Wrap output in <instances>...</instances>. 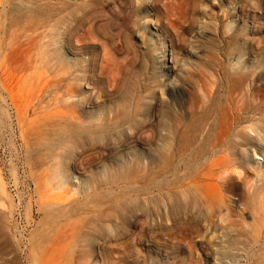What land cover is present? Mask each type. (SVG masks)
I'll return each instance as SVG.
<instances>
[{"label":"rangeland","instance_id":"374dc122","mask_svg":"<svg viewBox=\"0 0 264 264\" xmlns=\"http://www.w3.org/2000/svg\"><path fill=\"white\" fill-rule=\"evenodd\" d=\"M2 4L6 6L0 14V264H250L251 254L257 255L259 264L264 221L257 223L253 213L243 212V204L232 194H226L222 215L205 226H172L178 218L171 216L163 231L144 232L142 221L137 228L123 226L120 239L109 240L85 232L96 231L99 225L112 230L104 215L118 190L109 181L120 177L93 183L87 195L83 190L105 168L118 170L132 160L142 164L137 166L136 181L154 178L156 148L182 135V129L195 121L194 113L203 112L206 69L216 62L227 68V53L236 50L233 59L242 61L241 70L252 71L258 88L264 85V1L2 0ZM226 23L233 25L229 37ZM73 70L80 75L72 89ZM128 80L158 90L150 103H142L140 109L137 105L141 124L137 131L129 129L136 133L125 134L118 149L105 147L102 132L83 135L101 115L110 120L116 115L125 99L120 86ZM263 102L264 88L250 102V112L264 114ZM96 123L101 127L103 121ZM158 132L167 140L160 142ZM90 138L95 141L91 146L86 143ZM73 140L83 146L82 152L63 158L60 176L55 169L58 159L50 156L48 146L63 143L64 151ZM222 154L211 157L216 160ZM241 156L226 177L238 178V173L244 177L245 162L252 177L264 174V157ZM234 176L229 179L237 182ZM193 184L205 191L211 182ZM145 204L152 211L153 225L161 221L154 212H168L170 207L166 200ZM238 219L254 228L259 243L236 247ZM139 231L145 235L142 242L137 241ZM82 237L88 241L86 248ZM197 241L203 243L198 256L191 250ZM212 253H219L216 262H208Z\"/></svg>","mask_w":264,"mask_h":264},{"label":"bare ground","instance_id":"6f19581e","mask_svg":"<svg viewBox=\"0 0 264 264\" xmlns=\"http://www.w3.org/2000/svg\"><path fill=\"white\" fill-rule=\"evenodd\" d=\"M6 5L2 4V0H0V14L5 12L3 9ZM11 6L12 4L9 6L10 9ZM250 28L252 30V27ZM221 66L220 62H216L213 66L209 65L204 74L201 86L203 96L201 98L204 104L203 112L199 114L194 113L192 117L195 118V121L182 129L184 131L182 135L172 137L171 140L169 139L165 144L159 145L156 148L155 154L158 171L155 177L148 179V176H142L139 181H136V184L139 186H136L132 192L127 190V185L124 184L121 178L109 181V185H116L118 190L112 196L114 197L112 201L113 205L106 208L108 210L104 215L111 225L116 223L121 224L122 227L128 226L131 228L140 225L143 221L142 223L146 224V228L142 227L141 233L144 228V232L154 231L153 233H155L156 230L163 231L165 227H169V223L172 222L170 217L176 216L178 223L173 221L174 223H171L172 226L177 224L181 228H185L186 226H205L208 222H213L217 214H219V217L222 215L221 206L227 203L226 194L238 197L239 202L244 206L242 211L249 210L253 213L252 216H254V220L257 223L264 221V212H258L248 206L243 182H247V179H255L256 177L255 175L252 177V172L248 168V162H245L246 164L243 163V166H241L242 170L244 169L245 171V176L243 177L241 173H238V178L242 181L238 180L234 182L232 178L226 177L230 174L229 172L232 167L238 164L236 157L240 156L243 159L242 154L247 156V158H250L252 154L264 157V145H262L264 144V139L262 138L264 135V114L254 112V110L250 112V102L256 98L258 90L259 92L262 91L264 85L258 88L257 79H255V75L251 70L239 76H234L230 74L227 68H222ZM212 106L217 110V120L215 119L216 114ZM173 131L175 132L174 129ZM157 135V139L160 142L167 140V138H163L162 133L158 132ZM220 152H223L222 155L224 156L220 157L218 155L217 157L219 158L216 160L211 157V155L214 156L218 153L220 154ZM259 176H257L258 179L260 178ZM195 182H211V184L208 185V189H205V191H199L194 187L193 183ZM129 195L138 202V211L136 214L131 213L123 217L122 213L118 211V207L120 201ZM164 200L169 202V210L166 207L168 212L160 213L159 210L158 212L157 210L155 211V207L153 212L155 211L154 213L159 216L161 221L153 225L152 223L155 221H152V223L149 221L152 211L150 208H147L145 203L151 201L156 203V205H160V202ZM221 220H224L222 216ZM262 225L264 226V224ZM253 230L254 228H247L246 224L238 219L235 231L236 247L251 248L253 242L255 243V240H257L254 239L257 236L253 234ZM141 233L137 239L138 242L144 240L145 235ZM259 234L264 236V231ZM259 234L258 238L261 236ZM159 236H161L160 233ZM262 240H264V237ZM256 242L259 243L258 240ZM200 244L203 243L197 241V243L191 245V250L196 256L199 255ZM260 254L261 257L258 259V262L259 264H264V247ZM217 255L219 256V253H212L210 257L207 256L208 262L210 260L216 262ZM251 255L250 264H255V257L257 258V255Z\"/></svg>","mask_w":264,"mask_h":264},{"label":"clouds","instance_id":"9594fccd","mask_svg":"<svg viewBox=\"0 0 264 264\" xmlns=\"http://www.w3.org/2000/svg\"><path fill=\"white\" fill-rule=\"evenodd\" d=\"M225 29L227 31V37L231 36L233 25L226 23ZM235 52L236 50H233L232 52L226 54V67L228 68L230 74L239 76L246 72L241 70L242 61L239 59H233ZM79 75L80 73L74 70L71 71L72 89L78 86ZM120 90L124 94L125 99L124 102L119 106L116 115L111 120L109 118L105 119V117L101 115L98 119L90 123L89 128L83 130V135L88 137H95L100 132H102L104 136L105 147H112L116 149H118L119 146L125 142V134H127V137H131L140 127L141 120L138 115L139 112L136 111L137 105L140 109V105L142 103H150L151 98L154 96L155 92L158 91L155 86H141L132 80L125 81L123 85L120 86ZM161 115L162 112L160 111V119ZM101 120L103 121V124L101 127H98L96 122ZM129 129H134L136 131L130 133ZM94 142V139L91 138L86 140V143L89 146H91ZM72 145L73 146L71 148H68L64 151H60V149H62L64 146L63 143L48 146L50 156L52 158L58 159V163L55 164V169L60 176L63 158L70 157L77 152H82L81 150L83 146L78 140H73ZM138 165L142 166V164H140L138 161L132 160L130 163L124 164L118 170L105 168L103 174L98 179H94L91 184L85 186L83 194L87 195V188L93 183H99L105 178H110L113 176L120 177L124 184L127 185V190L132 192L136 188V171ZM240 171L243 172L241 169ZM232 176L234 175H230L228 178ZM237 179L242 181L239 178ZM243 184L248 200V206L254 210H257L258 212H264V175H262L259 179L256 175L255 179H247V182H243ZM138 207V202L131 195H129L120 201L118 211L121 212L124 217L131 213L136 214ZM121 228V224H113L112 230L109 231L108 228L99 225L98 230L86 231L85 233L101 235L104 236L105 239L109 240H119ZM82 239L85 241L86 248L88 241L86 238L82 237Z\"/></svg>","mask_w":264,"mask_h":264}]
</instances>
